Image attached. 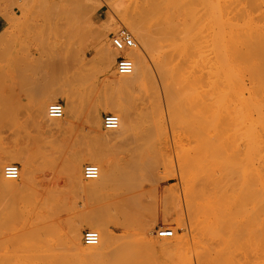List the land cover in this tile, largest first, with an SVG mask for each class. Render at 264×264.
I'll return each mask as SVG.
<instances>
[{
    "label": "rangeland",
    "instance_id": "rangeland-1",
    "mask_svg": "<svg viewBox=\"0 0 264 264\" xmlns=\"http://www.w3.org/2000/svg\"><path fill=\"white\" fill-rule=\"evenodd\" d=\"M144 1L145 0H137V2H141V6L145 5L143 3ZM162 1H165L164 5L163 3L162 5L166 10L167 7L171 8L173 6L176 10H180V13L179 11L177 12L178 14L175 13V15L177 14L176 16L173 15L175 16L174 19L177 21L191 18L186 17L188 14L186 7L194 5V8L197 4L198 8L204 5L207 7L208 2L210 3V7H215L217 9V11L215 8V10L212 9L213 18L215 17L216 21H221L219 23L220 27L216 24L221 29V25L224 24L223 21L228 19L227 17H230L232 14L238 19L248 17L252 20H258L260 18L264 20V0H202V2H200V0H173V2H171V0V6H169L170 4H168L169 2L167 0ZM131 2L134 3L132 4ZM120 3H122V6L118 3L117 5L120 7L118 10L104 0H0V12L11 17V21H8L5 16L4 18L0 14L5 25L0 30V109L1 111L5 110L9 113L6 116L7 113L4 111L2 112L3 114L6 113V117L0 114L3 118L0 117V155L4 153L3 150H6V153L7 151L10 152L9 150H22V148L24 151L25 149H27V151L30 149L35 150L36 148L42 151L40 154L38 153L36 155L32 163L33 172L31 171V177H29L30 183L27 184V186H29L28 189L21 191L20 198L17 199L20 204V213L25 215L26 212L27 216H25L27 218L25 219V216L20 217V220L16 221L13 227L18 230V235H20L22 234L20 232L28 230L25 228L20 230L23 227L22 222L24 220H26L25 222L31 223L30 220H32V217H34V219L39 217V220H37L40 225L44 223L48 224V222L49 224H53L52 227L55 228L53 230L57 231V235L54 231L55 234H53L55 236H53V238L60 236V238H58H63L66 242V222L68 219L71 220L69 217L73 216V218H75L80 214L88 215L87 213L93 210V215H95L94 213L102 214L101 216L105 218V222L107 223L106 229L110 234L114 235V239L112 240L114 242H110L108 245L110 247V244H116H114L115 247L114 245L110 247L112 251H116V249L118 251L122 249L120 251H123V243L127 241H129L127 242L128 244H130V242L134 244L133 246L135 247L131 244L128 248V251L133 248V251H130L132 256L130 255L125 261L127 260L128 262L130 261L129 259H132L131 262L133 264H135L136 261L138 263L141 262V264H175V261L181 258L183 264H200L197 258L199 251L202 249H200L202 243H198L200 240H198V236L196 235V229L193 228L194 221H190V215L187 214L188 208L185 202H187L186 198H188V196L186 197L184 189V187L186 188L187 181L180 174L181 158L179 159V157H181V153L178 151L177 147L174 149L173 146H166L162 143L163 132H166L167 136H170V133H175L180 130L179 125L183 123V108L178 101H173L165 96L164 85L161 84L162 80H160L158 73L155 71L150 55H145L150 75L148 74L147 79L145 78L146 81H141V83L138 84L141 87L137 86L139 89L136 87V90L134 89L135 91L133 90V92H131L132 95L130 94L131 96L127 101L125 99L126 103L133 100L132 103L130 102L131 107H137L139 109L138 111H140L137 115H133L136 117L133 118L135 121H132L133 128H131L133 129L131 132L134 133L135 136L137 135L134 138L135 142L140 145L142 144L140 146L136 143L135 151L138 150L137 153H140H138V156L136 155L137 153L133 152V164L132 161L129 160V162H126L127 164L123 165V162H121L122 160L119 158H121L123 154L121 151H124V148H121L125 147L123 146L124 144L121 145L119 143V136L118 134L116 135L114 130H105L102 126V116L107 112L114 113L112 111L103 110L105 107L103 100L108 97L114 98L116 93L111 88L103 86L106 84V80L103 77L104 74L102 71L104 59L100 54V45L103 43L100 42L102 40L101 35L104 30L110 35L117 27L124 25L122 22L128 17L126 14L129 15L128 11H125V9L127 7L128 10H132L134 8H132V5L135 4V1L122 0ZM166 3L168 4L167 7ZM203 3L205 4L203 5ZM231 6L234 7L232 11H230ZM190 8L191 7L188 9L189 11ZM240 8L244 9V11L242 12ZM173 9L172 11L175 12ZM168 10L171 11L170 9ZM169 11L167 12L170 14ZM244 12H246L245 15H243ZM258 14L263 15L258 16ZM252 16L256 17L253 18ZM75 17L78 18L76 19ZM217 17H219V19H217ZM71 22H75L74 25L71 24ZM227 36L228 35L223 36L224 39L222 38L221 40L223 47L225 43V47L222 51L220 50L221 52H217L218 56L221 54H223V56L221 55V57H218L215 55L216 58L223 57V60L227 58V60L224 61L225 65L223 64L222 66V59L220 60L221 62L215 57V59H213V61L216 60L213 63L214 65L217 63V66H213L212 70L216 72L212 71V73L217 74H212V76L214 75V77H212V83L214 84L211 86V88L214 87L212 88L213 90H211V92L213 91V98L211 97L212 100L210 103V105L212 104V109L210 108L212 113L210 111L211 115L209 118H211V120L208 118L210 121L208 123L213 131L214 138L209 150L210 152L208 151V156H211L209 160L213 163L212 166L215 170V174H218L217 176H219V178L221 177V181L218 182L221 183L218 185L216 184L217 186L220 185V190H217L220 191L219 197H221L220 200H216L218 202L221 201V205H218V213L220 215L221 213L224 214L223 216L225 217L227 216L226 219L221 217L222 220L224 219L225 221L229 219L233 220L234 218L232 219L231 216H236L235 218H237V216H240L238 214H243V228L246 233L249 231L253 233L250 241L260 246L262 245V256L264 254V43L260 41L262 38L252 37V39H249L242 37L245 39V44L249 42L247 45L251 44V46H256L254 48L251 46L244 48L242 46L244 45V40L241 39V36L239 37L240 39H238V37L229 36L227 39ZM230 38L234 40L232 41ZM257 39H259V43H257ZM228 40L234 43L232 44L233 46L237 45L238 48L240 47V51L239 49V52L236 51L234 47L236 51L234 52L233 48H231L233 47L232 45H230L231 50L228 51L227 48H229V43H232ZM240 40L243 43H241ZM262 40L264 41V39ZM136 41L137 47H140V43H138L139 39ZM106 42H108V45L109 38L106 39ZM260 42H262V45ZM109 48H111L110 44ZM255 48L257 49L255 50ZM257 50L261 51L258 52ZM224 51L227 52L225 53ZM255 51L256 53H254ZM229 59H231L230 63H228ZM218 63L221 65H218ZM82 65L84 67H82ZM224 66L226 67L224 68ZM77 67H79L78 69L88 67V70L91 71V73L93 72V76L99 85L101 86V84H103L101 90L97 89L92 94L91 92L89 94L90 102L93 104L92 106H94L92 108H101L102 111L100 115L97 118L95 117L93 122V117L89 119L83 113H78L77 115L68 117L72 118V120L67 118L69 122L67 121L68 123L62 124L64 127H62V130L47 132L41 129L38 124H35L37 122H35L36 119L34 117V105L36 106V103H45L44 106L47 107L49 102L55 100H61L64 104V100L59 98V96H57V99L47 101H45L44 98L50 91L55 92L58 86H69L71 83H69L71 73L68 72ZM225 69H227V71ZM64 72H67V75ZM221 72L225 75L223 74L220 77L219 74ZM228 75L229 77H227ZM223 76L226 78H222ZM111 78H113V76L108 77L110 80ZM214 78H216V80ZM221 78L223 79L222 81H220ZM224 79L228 80L225 81ZM61 80H63V82H61ZM66 81H68V83ZM219 81L221 82L220 84ZM228 81L229 83H227ZM223 82L227 83L225 85L228 86H224ZM142 86H145V89ZM121 95L123 96V94ZM125 96L124 98H127L128 95ZM136 96L138 98H136ZM133 97L139 100H134ZM41 99H44L45 102ZM3 106L5 109H2ZM37 133L39 135L36 136ZM106 134L107 136H105ZM39 136L40 139H43L40 140ZM100 136L110 138L109 140L106 138V140L103 141L104 139L100 138ZM52 137L53 139L56 137L58 140H51ZM28 138L31 140H28ZM36 139L39 140L35 143L34 140ZM89 140L91 144H89ZM30 141L32 143H30ZM26 144L29 147L27 146V148H24ZM90 145L92 148L99 147V149H102L103 147L102 150L106 149V152H111L109 155L110 157L113 156L112 153L119 156L117 159H115V155L113 156L114 162L120 161L114 163V165L118 164V166H114L113 168L115 172L113 171L114 173L112 175V186L117 188V186L119 187L121 185L119 191L121 194H124L122 198L120 197L124 201L122 200V204L119 203L118 218H122L123 212L122 214L120 212L122 209H125L124 207H126V204H129V230L114 222L113 217L116 213L114 211L116 206L113 208L110 204L111 207L108 206V208L105 209L104 206H101L103 202H101V200L105 199H102V196L99 201H97L99 197L88 199L92 197L78 190L75 185L71 184L66 176V162L74 157L73 155L76 157H86L84 153L90 149ZM138 148L141 149L139 150ZM120 149L121 151H119ZM1 151L3 152L1 153ZM119 153H121V156ZM202 153L203 152H201V154ZM135 155L139 157V159L137 158L138 160L135 158ZM135 160H137V162ZM10 162L20 166L19 162ZM88 162L93 163L91 161H84L81 169L83 165ZM129 163L131 165H129ZM116 168H118L117 171ZM166 174L168 175L167 178L156 179L157 176ZM113 176L118 179L120 178L122 182L118 179L114 180ZM121 187L129 188L128 192H130V194H128V192L125 193L127 189L123 190L124 188L122 189L123 193ZM3 192L0 194L2 195ZM127 194L129 196L125 199ZM218 194L217 192V198ZM127 198H129L128 201H126ZM94 199H96L95 202H93ZM96 202H98L97 204H99L101 208ZM123 202L127 203L124 204ZM95 204L99 206L98 208H100V211L102 210V213H97V206ZM113 204L116 205V203ZM92 205H95L96 209L91 208L93 207ZM120 206L122 209H120ZM21 208H23L24 211L21 210ZM220 208L221 213L219 212ZM108 209H111V211H108L107 216H105ZM163 212L171 214L166 216ZM175 212H180L182 214L183 225H179V222L175 220ZM21 214L20 216H22ZM187 215H189V218ZM97 217H99V215ZM34 219L32 222L37 221ZM0 220L3 221L1 218ZM230 220L227 221L229 224ZM3 222L2 224H4ZM9 226L8 224L2 227L0 226L2 229H0L1 238L7 230L6 228ZM18 226L20 228H18ZM158 226H165L171 230L173 229L172 236L162 238L156 237L155 229ZM228 226L224 228L230 230L232 228L231 224ZM88 228L94 229L93 227L82 224L81 233ZM40 234H42V232H40ZM125 236L128 237L129 240L127 238L123 239ZM174 236H176L175 238L177 241L171 240ZM53 238L52 240H55ZM58 238H56V240ZM121 238L126 240L123 242ZM142 238L145 242H148L147 240L151 241L149 250H147L148 248L146 250H141L138 246L139 243H135V240L138 242L139 239L141 240ZM60 241L62 242V240ZM64 241L62 243H64ZM170 241L182 243L179 244V249L178 245H176L171 248L172 252H166L167 250L165 251V249L168 248V250H170V247L165 248L164 246H170L168 245ZM62 246L60 245L62 249H65ZM131 246L132 248H130ZM136 246H138V250ZM64 247H68L66 243H64ZM109 247H107L108 250L106 249L108 252L111 251ZM152 247L153 250H151ZM1 249L2 248H0V252ZM65 250L67 251L69 249L66 248ZM262 258L264 259V255ZM183 260L186 262L184 263ZM197 261H199V263ZM131 262L127 264H131ZM137 262L136 264H138ZM86 263L87 262H85V264Z\"/></svg>",
    "mask_w": 264,
    "mask_h": 264
},
{
    "label": "bare ground",
    "instance_id": "bare-ground-1",
    "mask_svg": "<svg viewBox=\"0 0 264 264\" xmlns=\"http://www.w3.org/2000/svg\"><path fill=\"white\" fill-rule=\"evenodd\" d=\"M104 1H107V3L109 5L113 6L115 9H118V10L120 7H118L117 4L119 3L122 6V3H120L122 0H104ZM118 1H120V2H118ZM130 1H132V0H130ZM134 1H135V4L132 5V8L134 7L132 10L129 9L130 10L129 11L127 9V7H126V9L123 7L125 9V11L126 10L128 11L129 15L126 14L128 17L126 19L124 18L125 20L122 22L124 25H120L119 27H117V29H118L121 26H124L131 32L132 36L134 37L135 43H136L134 46H132L130 48H126V49H116L115 47H113L111 45L109 33L105 30L102 32V35H101L102 40L100 42H103V43H101V45H100V54H101L102 58L104 59V64H103L104 66H103L102 71L104 74L103 77L106 80V84H104V85L101 84V86H100L99 83L95 80V78L93 76V72L91 73V71L88 70V67L81 69L82 67H84L83 65H82V67L80 66L81 67L80 69H78L79 67L75 68L78 70H75V69L72 70L71 69L72 71L69 70L70 72H68L66 70L68 73H71L70 79H69L70 80L69 83L71 82L70 85L69 86L64 85L66 87L58 86L56 88V90L53 89V90H55V92L50 91L48 93V95L44 98L45 101L57 99L58 98L57 96H59V98L63 99L64 104L61 100H55V101H61L62 114L59 117H50L47 114L48 105H47V107H45L44 106L45 103H40V102H39L40 104L36 103V106L34 105V109H33L34 115H35L34 117L36 119L35 122H37L35 124H38L39 127H41V129H43L47 132L48 131H50V132L59 131L60 129L62 130V127H63L62 124L63 123H66L67 121L69 122V120H67L68 117L77 115L78 113H83L89 119H91L93 117L92 121L94 122V118L95 117L97 118L100 115L102 110H101V108H98V107L92 108L94 106H92L93 104L90 102L89 94H90V92L92 94L97 89L101 90L102 85L105 87H109L115 91L116 96L114 98H110V97L105 98V99L103 98L104 99L103 103H104L105 107L104 106H101V107H104L103 110L114 112L113 114H115L118 118V124L113 129H107L103 126V124H102V126H103V128H105V130L106 129L109 131L114 130V132H116V135L118 134L119 143L121 145L124 144L123 146H125V147L121 148V149L124 148L123 149L124 151H121V149L119 150L123 153L122 156L120 155L121 153H119L121 158H119L118 155H117L118 156L117 157L115 153L114 154L112 153V155L116 156L115 159L119 158L120 160H122L121 162H123V165L127 164L126 162H129V160L132 161V156L134 154L133 152L137 153V151H138L137 149H136L137 151H135L137 142H135V140H134V138L137 135L135 136V134L131 132V130H133L131 128H133V126H132L133 125L132 121L134 120L133 118L136 117L133 115H135V114L137 115V113H139L140 111H138L139 109L137 107H136L137 109L135 107L134 108L131 107L130 102L132 103L133 100H130L127 103H126V101L132 95L131 92H133L134 89L136 90V87L139 86L138 84L141 83V81H144L145 78L147 79L148 74H149V68H148V65L146 62L145 55H150L151 62H153V64H154L155 71L158 73L160 80H162L161 84L164 85L163 88H164L165 96H167L168 99L170 98L173 101L174 100L178 101V103H180L182 108H183V112H182L183 113V119H182L183 123H182V125H179L180 130L175 132V133L174 132L170 133L171 134L170 136H167L166 132H163L164 134H163L162 143L165 144L166 146H173L174 149H175V147H177L178 151H180V153H181V157H179V159L181 158V163H180L181 164V166H180L181 173L180 174L187 181L186 188L184 187L185 195H186V197L188 196V198H186L187 202H185L186 207L188 208L187 214L190 215V221H194V225H193V222H192V225L194 226L193 228L196 229L195 232H196V235L198 236V240H200L198 243H202V246L201 247L199 246L200 249L201 248L202 249L200 250L201 252L199 251L197 259L200 261V264H264V259L262 258L264 254L261 256V253H262L261 251H263L262 250L263 248L261 247L262 245L260 246L257 243L250 241L253 233L251 231L246 233V231L244 230V228H243V222H244L243 214H238L240 216L239 217L237 216V218H235L236 216L235 217L231 216L232 219L234 218L233 219L234 221L229 219L232 228L230 230H226V228H224V227H227L228 225H230L229 222H227L229 220H227V221L224 220V219H226L227 216L226 217L223 216L224 214L221 213V208L219 209L220 210L219 212L221 213L222 216L218 213L217 209L219 208L218 205H221V201L220 202L216 201V200L221 199V197H219L220 185L217 186L218 184L221 183V182L218 183L219 181H221V179H220L221 177L219 178V176H217L218 174L217 175L215 174V172H214L215 170L213 169V166H212L213 163H211V160H209L211 158V156L210 157L208 156V153L210 152L209 150L212 146V142H213V138H214L213 131L211 130V128L209 126L210 124L208 123V122H210L208 120V118L210 117V115L212 113V111H211L212 104L210 105V103L212 100L211 97H212L213 91L211 92V90H213L212 88H214V87L211 88V86H213V84H214V83H212V77H214V75L212 76V74H215V73H212V71H213L212 69H213V66H217V63H215L216 65H214L213 62L216 60L213 61V59H215L216 58L215 55L218 56V53L221 52L223 50V48L225 47V43H224V47H223V43L221 41L223 36H225V35H228L229 37H236V38L238 37V39H240L239 38L240 36H241V39H243V38H249V39L251 38L252 39V37L264 39V20H261V18H260L258 20L253 19L254 20L253 21L252 19H250L248 17L243 18L244 17L243 15H245L246 12H244V14L242 15L243 16L242 18L244 20L238 19L235 17L234 14L231 13L232 15L231 16L229 15V16L232 18L226 16L228 19L230 18L229 20L228 19L224 20V18H223V20L225 22L222 20L224 24L221 25V27H222V29H221V28H219L220 27L219 23L221 21L220 22L216 21L215 17L213 18V12L212 11L215 10L216 8L214 7L215 8L214 9V8L210 7L209 2L207 4V7H206V5H204L205 3H203L204 6L199 7V8L197 7V5H198L197 3H196L197 4L196 7H194V8H193L194 5L191 6L189 4L190 5L189 7H191L190 8L191 12L188 10L189 7H186L188 14L186 12L185 13L187 14L186 15L187 18L188 17H191V18L185 19V20L182 19L181 21L180 20L177 21L174 18L178 14L177 13L178 11L180 13V10H176V8H174V6H173L171 8L172 9L174 8L173 9V10H175V12H174V11H172V9L170 7H167L168 4H170L169 6H171V2H173V0L172 1L167 0L169 2L168 4L166 3L167 10L163 6L165 1H162V0H145L143 2L145 5H143V6H141V4H140L141 2L139 3V2H137V0H134ZM210 1H212V0H210ZM200 2H202V0H200ZM137 3H139L140 5ZM162 3H163V5H162ZM247 3H248V1H247ZM225 5H227V4H225ZM212 6H213V4H212ZM175 7H176V5H175ZM222 7H224V6H222ZM232 8L234 9V7L231 6L230 11H232ZM168 9H170L171 11H169ZM177 9H179V8H177ZM240 9H242V8H240ZM221 10H223V9H221ZM167 11H169L170 14ZM216 11H217V9H216ZM243 11H244V9H242V12ZM171 12H172V14H171ZM175 13H177V14L175 15ZM0 14L3 17L5 16L8 21H11V17H8L7 15L3 14L2 12H0ZM173 15H175V16H173ZM259 15H261V14H258V16ZM255 17L256 16H254L253 18H255ZM217 19H219V17H217ZM74 23L75 22H73V23L71 22V24H73V25H74ZM75 30H77V29H75ZM74 34H73V36H74ZM228 36H227V39H228ZM107 38H109V44H110L111 48H109V44L107 45V43H108V42H106ZM135 38L139 39V41H140V42L138 41V43H140V47L138 46L139 48L137 47V41H136L137 39H135ZM230 39L232 41L234 40L232 38H230ZM262 39L260 41H262L264 43V41ZM225 40H226V38H225ZM231 40H228V41L232 42ZM243 40H244V45H247L249 43V42H247L245 44V39H243ZM258 40L259 39H257V41ZM236 41H234V42H236ZM225 42H227V41H225ZM240 42H241V40H240ZM262 42H260L261 45H262ZM241 43H243V42H241ZM254 43H255V41H254ZM257 43H259V41ZM74 44H75V42H74ZM232 44H234V43L233 42L231 44L229 43V46H228L229 48L226 47L228 49V51L231 50L230 45H232ZM244 45H242L244 48L245 47L248 48L249 46H251V44L247 45V46H244ZM236 46L237 45H235L231 48H233V50H234V47H235L236 51H238V49L240 51V47L238 48V46L237 47ZM263 46H264V44H263ZM251 47L254 48L256 46H251ZM256 49L257 48H255V50ZM261 49H262V47H261ZM249 50H252V49H249ZM236 51L234 50V52H236ZM241 51H242V49H241ZM259 51H261V50H259ZM224 52L226 53L227 51H224ZM146 53H148V54H146ZM254 53H256V51ZM257 54H259V53H257ZM221 55L223 56V54H221ZM221 55L218 57H221ZM119 56H123V57H126L129 60H131L132 70L130 73L120 74L117 72V70H116V59ZM218 57L216 59H219V61L221 59L223 60V57L222 58H218ZM228 58H230V57H228ZM225 60H227V58L222 61V63H221L222 66H223V64L225 65V63H224ZM230 61H231V59H229L228 63H230ZM221 64L218 63V65H221ZM228 65H230V64H228ZM218 67H217V70H218ZM225 67L226 66H224V68ZM220 68H221V66H220ZM225 70L227 71V69H225ZM67 72H64V73L67 75ZM213 72H216V71L214 70ZM223 74L224 73L221 72L219 74L220 77ZM114 75H116V76H114ZM229 75L227 77H229ZM110 76H113V78H111V80L108 79V77H110ZM224 77L225 76H223L222 78H224ZM216 78H214V79L216 80ZM222 78H221V80L220 79H218V80L222 81L223 80ZM148 80H150V79H148ZM226 80H228V79H226ZM100 81H101V79H100ZM220 81H219V84L221 83ZM61 82H63V80H61ZM66 82L68 83V81H66ZM216 83H218V82H216ZM227 83H229V81ZM227 83H224V86H226L225 84H227ZM139 87H141V86H139ZM139 87H137V88L139 89ZM142 87L145 89V86H142ZM143 88H142V90H143ZM121 94H123V96ZM147 94L149 95L148 92H147ZM125 95H128L127 98H124V97H126ZM91 96H93V95H91ZM133 96H135V95H133ZM136 98H138V97L136 96ZM44 99L43 100L41 99V100L43 102H45ZM125 99H126V101H125ZM133 99L137 100L134 97H133ZM55 101L49 102L48 104L53 103ZM98 103H99V101H98ZM100 104H102V103H100ZM44 107L46 108V110ZM3 108H4V106L2 107V109ZM3 111L6 112L5 110H3ZM3 111H1V109H0V114H3L2 113ZM210 111H211V113H210ZM107 113H111V112H107ZM5 114H3L4 117H6L9 113H7L6 116H5ZM0 117H1V115H0ZM102 118H103V116H102ZM68 119L72 120V118H68ZM209 119L211 120V118H209ZM11 120H12V117H11ZM90 123L92 124L91 120H90ZM63 132H62V134H63ZM39 134H40V132H39ZM39 134L37 133L36 136ZM101 136H102V134H101ZM101 136H100V138L104 139L103 141H105L106 138H108V137L104 138L105 136H107V134L103 137H101ZM34 137H35V135H34ZM109 138H108V140H109ZM39 139H40V136H39ZM39 139L34 140V142L36 143L37 140H39ZM41 139H43V138H41ZM55 139H57V138L55 137ZM55 139H53V137H52L51 140H55ZM28 140H31V139L28 138ZM138 140H139V138H138ZM136 141H137V139H136ZM30 143H32V142L30 141ZM89 144H91L90 140H89ZM92 144H94V143H92ZM137 144H139V143H137ZM27 146L28 145L26 144V146H24V148L25 147L27 148ZM89 147H90V149L86 153H84V154H86V157H81V156L76 157L75 155H73L74 157L70 158L68 160V162H66L67 163V168H65V169H67L66 176H67L68 180L71 182V184L75 185L78 188V190L85 192V194H87V196L89 195V197H92V198H88V199H93L94 197H97V198L99 197V199H97V201H99L100 197L102 196V199L103 198H105V199L101 200V202L103 201L101 206H104L105 209H107L108 206L111 207V205L113 208L116 206L115 207L116 209L115 210L113 209L117 213V214L115 213L116 216L114 214V217H113L114 222L119 226H122V227L124 226L126 229L128 228V230H129L130 229L128 227L130 224V222H129L130 221L129 220L130 219L129 218V216H130L129 204H126L125 205L126 207L123 206L125 209H122V207L120 206L121 207L120 209L123 210V211L121 210V212H120L121 214L123 212V214H122L123 219L121 217L118 218L119 216L117 217V215H119L118 214L119 213V203L122 204L123 199H121V198H122V195L124 196V194H121L119 191L121 185L119 187L117 186V188H114V186H112L113 185L112 184V180H113L112 175L115 172L113 168H114V166H118V164L114 165V163H117L120 160L117 162H114L115 160H113L114 159L113 156L112 157L109 156L111 152L110 153L108 151L106 152L105 151L106 149L102 150L103 147H102V149L100 148L101 150L99 149V147L98 148H92L91 145ZM138 149L140 150L141 148H138ZM30 150H32V149H30ZM30 150L27 151V149H25V151H24L23 148H22V150H19V149L18 150H9L10 152L7 151L8 152V153L6 152L7 154L5 153L6 150H3L5 154L2 153L3 151H1L2 155H0V189H1L0 193L5 191L2 193V195H4V194L5 195L2 196L0 194V218L3 219V221H4L3 222L2 220H0L1 224H2V222L4 223L2 225L0 224V226L2 227L6 224H8L10 226L8 228H6L7 230L4 232V235L2 236V238L0 237L1 238L0 239L1 240L0 241V248H2L1 252H0V264H85V262H87L86 264H99V262H100V264L101 263L103 264L104 262H105L104 264H127L128 262H131L132 259H129L130 261H128V262H127V260L125 261V259L129 258L130 255L132 256L130 251L131 252L133 251L132 246L134 244H132V242H130V244H128L127 242H129V241H127V242L123 243V246H124V247H122L124 249L123 251H120L122 249H119L117 246V248L120 251L119 254H118L119 251L117 249H116V251H118V252H116L115 250H114L115 252L112 251V248H110V247L112 245H114L115 243H113L112 245L110 244V247L108 245L110 242H114V241H112L114 239V235L110 234L108 232V230L106 229L107 223L105 222V218H103L101 216L102 214L94 213L95 215H93L92 214L94 212L93 210H91L92 212H89L91 214L87 213L88 215H86V214L81 215L80 214V215L76 216L75 218H73V216L69 217V218H71V220L68 219V221L66 222V226H67L66 227L67 232L65 231L67 233L66 238H65L66 242L64 241L63 238L59 239L60 236H56V238L59 237L57 240H56V238H53V236H55L54 235L55 233L57 235V231L53 230V229H55L54 227H52L53 224L52 223L49 224V222H48V224L44 223L43 225L41 224L42 225L41 226L38 223L39 217H37L35 219H34V217H32V220L33 219L34 220L38 219V220L34 221V222H32V220H30L31 223L25 222L26 220H24L22 222L23 227L20 230H22L23 228L28 229V230H24L23 232H20L22 234L18 235L19 234L18 230L15 227H13V225L15 224L16 221L20 220V217H24L26 215V212H25V215L20 213V204L18 203L17 199L20 198V192L21 191L28 189L29 186H27V184L30 183L29 177H31L30 174L33 172L32 171V167H33L32 163L34 162V158L36 157V155L38 153L40 154L42 152L41 150H39L37 148L35 150H32V151H30ZM201 152H203V153L201 154ZM138 153H140V152H138ZM138 153L136 155H138ZM136 155H135V158L139 159V157H136ZM200 155H202V156H200ZM137 160H135V161L137 162ZM10 161L19 162L20 166H18L16 163H12ZM84 161L93 162V163L88 162V163H85L84 165L93 164L97 167V175L95 177H93V178H85L84 177V175H83L84 165L81 169V166L84 163ZM7 164L17 165L18 174H17L16 178H7L4 176L3 168ZM132 164H133V161H132ZM129 165H131V164L129 163ZM129 165H127V166H129ZM121 167H123V166H121ZM121 167H118V168H121ZM118 168H116V171ZM171 175H173V174H171ZM116 176H117V173H116ZM167 177H168L167 174L166 175H159L156 177V179L158 178V180H159V179H163V178H167ZM115 179L117 180L118 178L114 177V180ZM118 180L121 181L120 178ZM157 181H155V182H157ZM114 182H116V181H114ZM118 182H117V184H118ZM123 188L121 187V190ZM155 188H157V187H155ZM125 189H127L125 191V193L128 192L129 188H124L123 190H125ZM217 189H219V190H217ZM123 190H122V192H123ZM217 192L219 193L218 198H217ZM6 194H7V196H6ZM128 194H130V192H128ZM128 194L125 196V199H126V197L129 196ZM120 199H121V201H120ZM128 200H129V198H127L126 201H128ZM95 201H96V199H94L93 202H95ZM114 201H116V202H114ZM93 202H90V203H93ZM97 203L98 202H96V204ZM103 203H104V205H103ZM113 203H116V205ZM123 203L125 204L127 202H123ZM95 205H92L93 207H91V208H93V209L97 208L96 209L97 213H102V210L101 211L99 210L101 208V206L99 204H97L100 206V208H98L99 206H97V205H96L97 207L95 208ZM104 207H103V210H104ZM111 209L110 210L108 209L106 211L105 216H107L108 211H111ZM21 210H23V208H21ZM163 213L166 216L171 214L168 212H163ZM20 214L22 216H20ZM96 215L97 216L99 215V217H97ZM189 215H187L188 218H189ZM26 216L24 217L25 219L27 218ZM221 217L222 218L224 217V219L222 220ZM114 218H116V219H114ZM175 220H177L179 222V225L184 224L183 223V217H182V214L180 212L179 213L175 212ZM82 224L86 225L88 227L94 228V229L88 228L85 230H93V231L97 232L98 239H97L96 243H94V244L84 243L83 232L85 230H83L81 233ZM27 225L29 228L27 227ZM1 227H0V229H1ZM18 228H20V227L18 226ZM165 228L170 229V228H167L165 226H158L155 229L156 237L162 238V237L172 236L173 229L172 230L170 229L172 231L170 236H158L157 235V231L159 229H165ZM228 228H229V226H228ZM54 231H55V233H54ZM40 232H42V234H40ZM51 235H52V238L55 240H52ZM123 235H125V234H123ZM63 237H65V236H63ZM116 237H115V239H116ZM131 237H130V239H131ZM175 237L176 236L172 237L171 240H176ZM124 238L128 239V237H126V236L123 237V239ZM123 239H122V241L124 242L126 239L125 240H123ZM60 240H62V242L64 241V243H66L68 247H64V243H62ZM136 241L137 240H135V243H139V245H138L139 249H141V250L142 249L146 250L147 248H148L147 250L150 249L149 246H150L151 241L147 240L149 243L145 242V240H143V238L141 240L139 239L138 242H136ZM176 241H172V242L170 241L168 243V245H170V246H164L165 248L170 247V250H168V248H167V249H165V251L166 250H167L166 252L171 251L172 250L171 248L176 246V245H178V249H179V247H180L179 244H181L182 242L178 243ZM119 243H120V241H119ZM62 244H63V246H62ZM117 244H118V242H117ZM131 244H132V246L130 248H132V250L130 249L128 251V248ZM60 245L65 249L66 248L69 249L70 251L69 250L66 251L65 249H62L60 247ZM115 245H114V247H115ZM138 246H136V248ZM107 247H109V250L111 249V251H109L110 253L107 251L108 250ZM133 247H135V246H133ZM137 250H138V248H137ZM151 250H153V247ZM165 251H163V252H165ZM147 254H148V252H147ZM181 261H182V259L179 258L175 261V264H183ZM199 261H197V262L199 263ZM136 262H135V264H136ZM185 262L186 261H184V263ZM131 264H133V263L131 262ZM138 264H141V262ZM187 264H189V263H187Z\"/></svg>",
    "mask_w": 264,
    "mask_h": 264
},
{
    "label": "built area",
    "instance_id": "built-area-1",
    "mask_svg": "<svg viewBox=\"0 0 264 264\" xmlns=\"http://www.w3.org/2000/svg\"><path fill=\"white\" fill-rule=\"evenodd\" d=\"M110 42L116 49H126L134 46L135 40L131 32L124 26L118 28L115 32L110 34ZM116 70L120 74L130 73L132 70V62L126 57L119 56L116 59ZM47 114L50 117H59L62 114L61 101H55L48 104ZM102 124L107 129H113L118 124V118L113 113H106L103 115ZM3 174L7 178H16L18 174V168L15 164H7L3 168ZM83 175L85 178H93L97 175V167L93 164H86L83 167ZM170 229H159L157 231L158 236H170ZM98 239L96 231L85 230L83 232V241L86 244H94Z\"/></svg>",
    "mask_w": 264,
    "mask_h": 264
},
{
    "label": "crops",
    "instance_id": "crops-1",
    "mask_svg": "<svg viewBox=\"0 0 264 264\" xmlns=\"http://www.w3.org/2000/svg\"><path fill=\"white\" fill-rule=\"evenodd\" d=\"M4 20L2 17H0V30L4 27Z\"/></svg>",
    "mask_w": 264,
    "mask_h": 264
}]
</instances>
